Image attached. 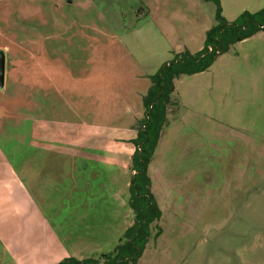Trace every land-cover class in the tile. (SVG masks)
Masks as SVG:
<instances>
[{"label": "rangeland", "instance_id": "1", "mask_svg": "<svg viewBox=\"0 0 264 264\" xmlns=\"http://www.w3.org/2000/svg\"><path fill=\"white\" fill-rule=\"evenodd\" d=\"M220 1L228 21L264 8ZM215 13L208 0H0V151L69 252L103 261L133 224L143 96L203 48ZM148 174L162 216L137 264H264V31L175 80Z\"/></svg>", "mask_w": 264, "mask_h": 264}, {"label": "trees", "instance_id": "2", "mask_svg": "<svg viewBox=\"0 0 264 264\" xmlns=\"http://www.w3.org/2000/svg\"><path fill=\"white\" fill-rule=\"evenodd\" d=\"M216 5L215 24L207 31L203 48L195 53L183 52L161 66L151 77L152 84L143 96L146 118L132 141L133 177L130 183V206L134 222L126 230L123 239L112 253L103 258L78 259L71 256L56 264H137L151 236V225L162 216V211L152 193V180L148 167L167 121L168 105L171 101L175 80L183 75H194L208 70L214 62L238 42L264 31V8L257 12H243L234 21L222 14L220 0Z\"/></svg>", "mask_w": 264, "mask_h": 264}, {"label": "crops", "instance_id": "3", "mask_svg": "<svg viewBox=\"0 0 264 264\" xmlns=\"http://www.w3.org/2000/svg\"><path fill=\"white\" fill-rule=\"evenodd\" d=\"M24 163L28 164L29 160H24ZM26 186L0 151V264L7 258L11 264H56L71 256L85 259L65 249V240L57 227L52 226L44 212L45 206ZM32 209L38 212V224L31 225ZM35 225L40 229H36ZM33 231L38 232V238L31 239Z\"/></svg>", "mask_w": 264, "mask_h": 264}, {"label": "water", "instance_id": "4", "mask_svg": "<svg viewBox=\"0 0 264 264\" xmlns=\"http://www.w3.org/2000/svg\"><path fill=\"white\" fill-rule=\"evenodd\" d=\"M6 82V53L0 49V90L5 87ZM174 87H172V90Z\"/></svg>", "mask_w": 264, "mask_h": 264}]
</instances>
